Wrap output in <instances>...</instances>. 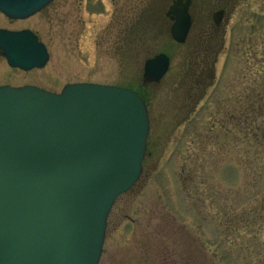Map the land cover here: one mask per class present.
Returning a JSON list of instances; mask_svg holds the SVG:
<instances>
[{"label":"rangeland","instance_id":"rangeland-1","mask_svg":"<svg viewBox=\"0 0 264 264\" xmlns=\"http://www.w3.org/2000/svg\"><path fill=\"white\" fill-rule=\"evenodd\" d=\"M185 45L171 36L172 0H54L0 28L32 30L43 68H12L0 85L59 93L71 83L136 91L150 133L143 173L110 213L100 264H264V0H197ZM226 7L211 42L202 21ZM204 13V15H203ZM171 58L159 83L144 64Z\"/></svg>","mask_w":264,"mask_h":264},{"label":"water","instance_id":"water-1","mask_svg":"<svg viewBox=\"0 0 264 264\" xmlns=\"http://www.w3.org/2000/svg\"><path fill=\"white\" fill-rule=\"evenodd\" d=\"M53 1L0 0V12L28 19ZM182 1L172 9L178 43L191 29ZM0 50L24 71L50 60L31 30L0 29ZM169 69L161 53L144 79L160 82ZM149 133L147 105L127 88L0 85V264H100L110 213L143 173Z\"/></svg>","mask_w":264,"mask_h":264},{"label":"flooded vegetation","instance_id":"flooded-vegetation-1","mask_svg":"<svg viewBox=\"0 0 264 264\" xmlns=\"http://www.w3.org/2000/svg\"><path fill=\"white\" fill-rule=\"evenodd\" d=\"M196 1L197 0H189V1L183 0L182 1L183 4H186L189 2L188 13L191 17V29H190V32L188 34L186 41L182 45H185L187 43L190 33L192 31V27L195 22L194 12L197 11L198 14L202 15V11H204L203 3L201 2L199 4H196ZM176 2L177 0H172L169 10L166 12L167 19L172 23L171 29H172V26L174 23V17H175L174 14L172 13V9L176 5ZM180 7L181 5L178 6L177 9ZM227 16H228L227 8L223 6L215 8L211 13L209 12L207 15L205 14V18L202 21L207 26H210L211 31L209 33V39H211L210 40L211 42H213L214 39H216V37H218V35L222 33L221 31H222L223 26L226 24V21L228 18ZM171 36H172V33H171ZM0 55H2L1 52H0Z\"/></svg>","mask_w":264,"mask_h":264}]
</instances>
